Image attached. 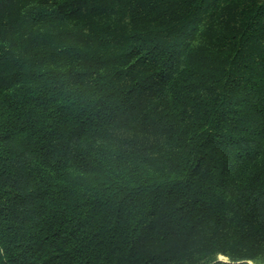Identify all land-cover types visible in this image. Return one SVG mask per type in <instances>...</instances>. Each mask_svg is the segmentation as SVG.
I'll return each mask as SVG.
<instances>
[{
    "label": "trees",
    "instance_id": "1",
    "mask_svg": "<svg viewBox=\"0 0 264 264\" xmlns=\"http://www.w3.org/2000/svg\"><path fill=\"white\" fill-rule=\"evenodd\" d=\"M264 262V0H0V264Z\"/></svg>",
    "mask_w": 264,
    "mask_h": 264
},
{
    "label": "clouds",
    "instance_id": "2",
    "mask_svg": "<svg viewBox=\"0 0 264 264\" xmlns=\"http://www.w3.org/2000/svg\"><path fill=\"white\" fill-rule=\"evenodd\" d=\"M221 264H225V262H221ZM251 264H257L256 261H252ZM262 264H264V262H262Z\"/></svg>",
    "mask_w": 264,
    "mask_h": 264
}]
</instances>
